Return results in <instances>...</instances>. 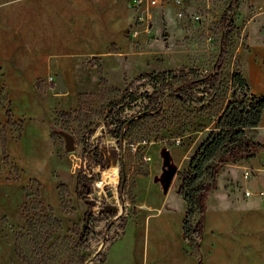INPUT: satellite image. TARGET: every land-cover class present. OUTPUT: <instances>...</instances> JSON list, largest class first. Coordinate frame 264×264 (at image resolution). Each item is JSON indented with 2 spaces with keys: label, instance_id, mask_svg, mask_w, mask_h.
<instances>
[{
  "label": "rangeland",
  "instance_id": "374dc122",
  "mask_svg": "<svg viewBox=\"0 0 264 264\" xmlns=\"http://www.w3.org/2000/svg\"><path fill=\"white\" fill-rule=\"evenodd\" d=\"M224 16L237 27L223 53ZM9 28L16 35L2 36ZM0 35V264H264V150L220 168L193 240L177 191L232 99L231 74L264 94V0H0ZM220 54L218 95L200 98L202 85L193 99L168 91L159 109L145 110L153 87L141 73L206 75ZM59 73L63 93L54 92ZM132 90L138 97L128 102ZM118 116L130 118L121 137ZM62 131L74 136L73 150ZM252 136L264 142V111ZM165 149L176 167L166 192ZM81 169L93 175L88 233Z\"/></svg>",
  "mask_w": 264,
  "mask_h": 264
},
{
  "label": "trees",
  "instance_id": "16d2710c",
  "mask_svg": "<svg viewBox=\"0 0 264 264\" xmlns=\"http://www.w3.org/2000/svg\"><path fill=\"white\" fill-rule=\"evenodd\" d=\"M223 22L225 26L224 41L222 43V52H225L226 41L232 35L237 27L235 22L229 17L224 16ZM223 55L220 54L213 69L206 75H192L190 71L172 69L161 72H144L139 78H146L152 83V90H144L146 98L145 110H157L162 105V100L168 91H172L183 95L186 98L193 99L194 89L200 85L202 95L200 98L216 96L222 88V64ZM234 86L231 89L232 99L220 112L215 120L213 128L208 132L205 138L194 150L187 168L182 172L181 183L178 187V194L186 202V217L184 220L183 234L185 237L197 236L202 234L206 211L207 193L216 187L217 174L220 168L228 162L237 160H249L256 156L258 152L264 150V142L255 139L252 133L260 124L264 111V94L253 93L248 85L246 78L240 71L231 74ZM124 97H128V102L135 101L138 94L135 90L125 92ZM11 109L6 110V124H13L16 121L11 118ZM130 118L121 119L116 117L118 121L117 134L121 137L123 127L127 125ZM5 126V125H4ZM3 126V128H4ZM6 137L3 138L4 157H8L5 150ZM96 158L98 164L103 166V158ZM123 169H120V177L122 178ZM92 177L81 169L77 176L78 194L86 200L87 211L84 214V230L89 232L88 224L93 218L91 208L95 205V200L89 199L87 195L92 192ZM122 181L118 185L120 196L122 194ZM115 208V207H113ZM112 208V209H113ZM113 212V210L111 211ZM198 215L196 220H189V216ZM126 216L120 221V226L126 223ZM193 240V239H192ZM198 245V244H196ZM19 253V252H18ZM24 260L27 258L20 254ZM104 258H102V261ZM201 264V262H198Z\"/></svg>",
  "mask_w": 264,
  "mask_h": 264
},
{
  "label": "water",
  "instance_id": "95a60500",
  "mask_svg": "<svg viewBox=\"0 0 264 264\" xmlns=\"http://www.w3.org/2000/svg\"><path fill=\"white\" fill-rule=\"evenodd\" d=\"M66 91V86L63 80L62 75L59 73L56 78V84L54 88L55 93H63ZM65 139V148L66 150L74 149V136L66 131L61 132ZM164 161H163V189L164 191H168L171 185V182L176 173V167L171 163L170 152L168 149H165L164 153Z\"/></svg>",
  "mask_w": 264,
  "mask_h": 264
},
{
  "label": "built area",
  "instance_id": "2783aa9c",
  "mask_svg": "<svg viewBox=\"0 0 264 264\" xmlns=\"http://www.w3.org/2000/svg\"><path fill=\"white\" fill-rule=\"evenodd\" d=\"M160 1H161V0H148V2L151 3L152 5H153V4H157V3H159ZM98 165H99V167H100V164H98ZM253 174H254V171H253V170H249V169H246V170L244 171V173H243V175H244L245 178H249V177L253 176ZM91 175H92V174H89V176H91ZM251 193H252L251 190H249V189H246V190H245V194H246V196L251 195ZM257 194L260 195V197H262V198L264 199V191H263V190H258V191H257Z\"/></svg>",
  "mask_w": 264,
  "mask_h": 264
},
{
  "label": "crops",
  "instance_id": "0c3cea01",
  "mask_svg": "<svg viewBox=\"0 0 264 264\" xmlns=\"http://www.w3.org/2000/svg\"><path fill=\"white\" fill-rule=\"evenodd\" d=\"M16 33H17V31L15 30V28H13V29L9 28L8 31H7V33H3L2 36H5V34H6V35H8V36H10V37H13V36L16 35ZM0 36H1V35H0ZM1 41H2V40H1ZM171 183H172V182H171Z\"/></svg>",
  "mask_w": 264,
  "mask_h": 264
},
{
  "label": "bare ground",
  "instance_id": "6f19581e",
  "mask_svg": "<svg viewBox=\"0 0 264 264\" xmlns=\"http://www.w3.org/2000/svg\"><path fill=\"white\" fill-rule=\"evenodd\" d=\"M113 170V169H112ZM110 174H109V176L111 177L110 179H112V180H115L116 179V176H117V169H114L113 171H108ZM111 180V181H112ZM103 182V181H102ZM98 185H100L99 183H98Z\"/></svg>",
  "mask_w": 264,
  "mask_h": 264
}]
</instances>
